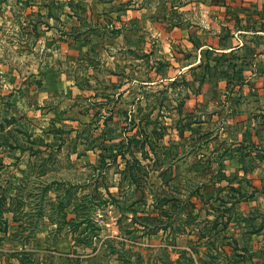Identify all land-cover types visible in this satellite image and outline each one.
<instances>
[{
  "label": "rangeland",
  "instance_id": "374dc122",
  "mask_svg": "<svg viewBox=\"0 0 264 264\" xmlns=\"http://www.w3.org/2000/svg\"><path fill=\"white\" fill-rule=\"evenodd\" d=\"M188 1L0 0V264H264L235 73L162 69Z\"/></svg>",
  "mask_w": 264,
  "mask_h": 264
},
{
  "label": "crops",
  "instance_id": "0c3cea01",
  "mask_svg": "<svg viewBox=\"0 0 264 264\" xmlns=\"http://www.w3.org/2000/svg\"><path fill=\"white\" fill-rule=\"evenodd\" d=\"M180 7L178 25L160 38L170 44V58L162 69L170 80L187 70L207 73L201 92H195L199 103L206 102L209 72L229 67L236 79L230 83L231 127L250 146L264 150V0L188 1ZM259 165L264 168V161Z\"/></svg>",
  "mask_w": 264,
  "mask_h": 264
},
{
  "label": "trees",
  "instance_id": "16d2710c",
  "mask_svg": "<svg viewBox=\"0 0 264 264\" xmlns=\"http://www.w3.org/2000/svg\"><path fill=\"white\" fill-rule=\"evenodd\" d=\"M20 264L22 263L21 260H19Z\"/></svg>",
  "mask_w": 264,
  "mask_h": 264
}]
</instances>
